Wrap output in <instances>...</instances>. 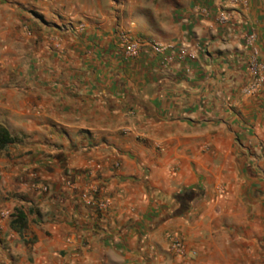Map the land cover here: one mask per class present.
I'll use <instances>...</instances> for the list:
<instances>
[{
  "label": "crops",
  "instance_id": "obj_1",
  "mask_svg": "<svg viewBox=\"0 0 264 264\" xmlns=\"http://www.w3.org/2000/svg\"><path fill=\"white\" fill-rule=\"evenodd\" d=\"M109 3L78 2L94 11L75 17L98 23V30L91 34L92 58L70 71L62 60L45 66L34 60L37 26L19 8L39 9L38 3L0 0V124L18 139L0 154V264H165L163 256L147 259L160 250L164 225L129 226L152 213L140 186L144 174L130 160L144 152L133 137L147 136L145 127L179 140L187 134L182 129L197 125L243 137L247 125L262 127L253 110L264 89L243 93L254 80L250 66L264 69V0L130 1L125 21L131 7L145 9L147 22L157 23L145 35L171 48L155 55L146 46L129 61L109 41L108 24L121 25L124 15ZM188 135L191 146L196 133ZM178 146L168 149L169 157ZM155 162L162 169L153 178L169 180L170 159ZM134 179L137 187L130 185ZM21 206L20 236L9 224ZM131 245L132 259L124 249Z\"/></svg>",
  "mask_w": 264,
  "mask_h": 264
},
{
  "label": "rangeland",
  "instance_id": "obj_2",
  "mask_svg": "<svg viewBox=\"0 0 264 264\" xmlns=\"http://www.w3.org/2000/svg\"><path fill=\"white\" fill-rule=\"evenodd\" d=\"M34 1L39 9H24V5L19 9L25 11L30 22L37 26L39 36L35 45L31 44V53L37 52L34 60L39 65L45 66L52 60L61 63L62 60L72 71V66L92 58L95 40L91 39V34L98 30V23H88L89 19L83 16L78 20L75 16L78 11L82 14L84 10L94 11L93 7L78 8L80 0ZM107 1L115 12L124 14L123 17L119 15L123 21L121 25L118 19L108 24L114 35L113 41H109L122 58L130 60L124 57V41L139 45L140 55L146 46L151 49L154 45H164L157 38L145 35L157 25L147 22L148 17L142 13L145 9L131 7L133 14L130 21H125L126 9L130 7L126 5L136 0ZM25 22L31 25L28 20ZM28 25H25L26 32L32 33ZM48 33H52V40ZM263 89L264 86L260 90ZM243 94L251 96L254 92L247 90ZM262 100L261 105L253 110L258 113L262 127L247 125L246 137L206 125L185 127L182 131L187 134L185 137L181 135L180 140L168 139L145 126L147 136L133 137L145 153L130 154V160L141 167L145 178L140 186L145 191L147 210L154 214L132 221L129 226L140 224L143 228L145 223L151 222L164 225L160 234L162 246L158 250L161 255L158 252L149 254L148 260L163 256L165 264H264V98ZM190 132L196 133L191 146L187 142ZM178 143L180 147L174 151V156L169 157L168 149H174ZM163 157L171 161L168 167L171 176L165 181L159 176L160 180L156 181L157 175L154 174L153 178L152 171L162 168L155 166V160ZM172 175L189 181H172ZM69 183L73 185V182ZM130 185L138 186L135 179ZM43 188L46 187L41 190ZM47 191L46 188L44 192ZM84 196L86 200L89 197L88 194ZM102 203L106 204V200ZM116 249L122 250L118 254L125 253L120 247ZM124 249L132 259L137 248L131 245Z\"/></svg>",
  "mask_w": 264,
  "mask_h": 264
},
{
  "label": "built area",
  "instance_id": "obj_3",
  "mask_svg": "<svg viewBox=\"0 0 264 264\" xmlns=\"http://www.w3.org/2000/svg\"><path fill=\"white\" fill-rule=\"evenodd\" d=\"M248 41L249 42L254 41V37L252 35H250L248 37ZM123 44H124V48H123L124 51L123 52H124V57L126 59L132 60V59H136L139 57V55H140V46L139 45L132 43V42H129V41H124ZM170 48H171L170 46L158 44V45L152 46L151 49L155 54L162 55V54L168 52L170 50ZM250 70H251L252 75L254 76L253 77L254 80L252 81V83L248 89V92L253 93V92L259 91L264 86V69L261 66H259L258 64H256V62H255L254 64H252V66H250ZM42 190L46 191V188H43ZM83 197L85 198V196H83ZM98 208L100 211L104 210L105 204L100 203ZM176 247L180 248L179 245H177Z\"/></svg>",
  "mask_w": 264,
  "mask_h": 264
},
{
  "label": "trees",
  "instance_id": "obj_4",
  "mask_svg": "<svg viewBox=\"0 0 264 264\" xmlns=\"http://www.w3.org/2000/svg\"><path fill=\"white\" fill-rule=\"evenodd\" d=\"M16 143L17 139L4 125L0 124V154ZM10 219V229L21 236L26 227V215L24 211L21 208H15Z\"/></svg>",
  "mask_w": 264,
  "mask_h": 264
}]
</instances>
